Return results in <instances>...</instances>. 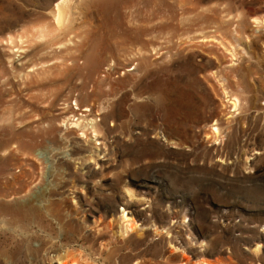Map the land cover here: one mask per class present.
Wrapping results in <instances>:
<instances>
[{"label": "rangeland", "instance_id": "obj_1", "mask_svg": "<svg viewBox=\"0 0 264 264\" xmlns=\"http://www.w3.org/2000/svg\"><path fill=\"white\" fill-rule=\"evenodd\" d=\"M58 1L0 0V264H264V0Z\"/></svg>", "mask_w": 264, "mask_h": 264}, {"label": "bare ground", "instance_id": "obj_2", "mask_svg": "<svg viewBox=\"0 0 264 264\" xmlns=\"http://www.w3.org/2000/svg\"><path fill=\"white\" fill-rule=\"evenodd\" d=\"M101 0H95L94 4L100 2ZM126 2H130L132 5H130V8L133 9H138V1L137 0H123ZM74 2V0H59L58 2L55 3L54 5V18H55V25L57 27L58 30H61L64 28L66 23H69L70 20V10H71V5ZM137 11V10H136ZM208 12V13H206ZM183 13H190V14H194L197 17V21L201 22L200 19H203V14L208 15L210 12L209 10H205L203 9L201 6H199L198 4H195L192 8L189 9H183ZM259 22V21H258ZM67 27V26H66ZM235 102V101H234ZM233 105V104H232ZM237 105V104H236ZM237 107V106H236ZM235 107V108H236ZM214 131H217V129H215ZM217 133V132H216ZM218 136V135H217ZM122 221H123V225L125 226V230H122V233H128L130 232L131 229H133L134 227V220L133 218H131L128 214H124L122 216ZM69 257V256H68ZM67 257V258H68ZM75 257V256H73ZM66 258V259H67ZM183 258V257H182ZM79 262V261H78ZM76 261H71L69 264H79ZM186 262V261H185ZM57 264H65L64 260H62L61 258H58L56 260Z\"/></svg>", "mask_w": 264, "mask_h": 264}]
</instances>
